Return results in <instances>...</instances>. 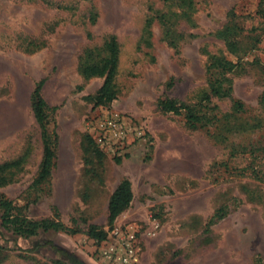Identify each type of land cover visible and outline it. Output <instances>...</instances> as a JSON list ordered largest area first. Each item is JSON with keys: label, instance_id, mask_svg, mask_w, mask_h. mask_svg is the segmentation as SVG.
I'll list each match as a JSON object with an SVG mask.
<instances>
[{"label": "rangeland", "instance_id": "obj_1", "mask_svg": "<svg viewBox=\"0 0 264 264\" xmlns=\"http://www.w3.org/2000/svg\"><path fill=\"white\" fill-rule=\"evenodd\" d=\"M150 1L0 0V165L23 157L2 175L0 197L22 218L63 226L28 238L0 226V264H72L68 257L101 264L104 242L86 236L91 225L106 232L104 241L113 228L134 227L141 264H264V0H200L196 27L181 26L177 49L160 41L157 25L152 48L141 41ZM228 22L239 28L236 56L214 36ZM111 35L120 48L116 97L96 105L104 78L84 80L80 65L88 51L103 58L98 50ZM212 55L240 67L231 97H213L210 114L221 117L239 100L241 120L261 127L219 140V124L193 129L183 114L161 111L163 98L191 105L208 92ZM39 81L54 158L48 179L34 187L43 145L30 97ZM115 119L121 124L109 126ZM88 135L103 160L85 151ZM123 179L133 199L109 226L108 201ZM222 208L227 214L214 221ZM47 241L63 254L25 251Z\"/></svg>", "mask_w": 264, "mask_h": 264}, {"label": "trees", "instance_id": "obj_2", "mask_svg": "<svg viewBox=\"0 0 264 264\" xmlns=\"http://www.w3.org/2000/svg\"><path fill=\"white\" fill-rule=\"evenodd\" d=\"M154 2L161 3L158 7ZM200 0H155L150 1L148 11L142 28L143 36L141 41L147 48H152L154 32L152 28L157 25L160 30V41L168 47L177 49L184 38L181 26L190 28L196 27L194 15L199 10ZM98 15V14H96ZM96 17V16H95ZM94 20V18H93ZM236 24L228 22L221 29H218L214 36L224 42L227 53L236 56L239 51ZM119 44L114 35L109 36L103 43L98 52L105 54L100 60L93 59L94 52L88 51L84 56L80 65V73L84 80L93 77L104 78L103 85L99 88L94 98L96 105H104L112 102L115 97L113 80L116 75V68L119 60ZM98 56H100L98 54ZM206 73L208 76V92L202 93L198 101L188 105L184 102H178L169 98L159 100V107L163 113H173L174 115H184L186 124L190 128H198L204 126H213L214 123L219 124V127L224 133H218L217 139L224 140L225 134L230 133H245L252 129L261 127V123L255 120L248 122L241 120L240 115L245 113L244 105L241 101L235 100L232 102L230 111L219 117L215 112L217 107H210V102L213 97L223 100L231 97L233 92L232 76L240 67L239 62H233L226 56L212 55L206 64ZM43 81H39L35 89L32 91L30 101L31 110L34 119L40 129V136L43 145L42 161L40 163L39 172L33 182V186H39L45 182L50 176L54 151L52 148V133L47 129L48 107L43 99L41 90ZM259 105L261 110H264V92L259 97ZM218 128V127H216ZM85 142L87 143L85 151H91V156L94 155L99 160H103L104 154L97 147V144L88 135ZM119 161V159H118ZM23 163V157L14 161L5 162L0 165V186L7 184V180L2 176L5 172L19 168ZM91 163V160H90ZM133 199L131 183L127 179L120 181L113 193L110 195L107 205V223L111 226L116 218L123 213L130 205ZM0 210H2L0 226L8 232L18 237L28 238L37 235L39 230L60 231L63 226L57 222L49 220L29 221L21 216L14 214V206L10 201L0 197ZM227 208L218 210L213 215V220H219L225 217ZM214 220V221H215ZM76 233V232H75ZM88 238L101 243L106 238V232L101 228L91 225L86 232ZM41 246H49L51 249L63 254L59 251L51 241H47L43 245L36 242L31 248L25 250L28 253L36 252ZM68 262L72 264H82L74 257H68ZM63 264V263H58Z\"/></svg>", "mask_w": 264, "mask_h": 264}, {"label": "built area", "instance_id": "obj_3", "mask_svg": "<svg viewBox=\"0 0 264 264\" xmlns=\"http://www.w3.org/2000/svg\"><path fill=\"white\" fill-rule=\"evenodd\" d=\"M264 50V40L262 47ZM121 124L119 119L110 122L109 126ZM157 226L149 229L147 233L151 235ZM98 249V258L101 264H141L140 237L138 231L131 226L116 227L109 233L108 238Z\"/></svg>", "mask_w": 264, "mask_h": 264}]
</instances>
